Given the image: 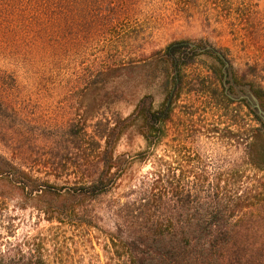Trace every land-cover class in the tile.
Instances as JSON below:
<instances>
[{"label": "trees", "instance_id": "obj_1", "mask_svg": "<svg viewBox=\"0 0 264 264\" xmlns=\"http://www.w3.org/2000/svg\"><path fill=\"white\" fill-rule=\"evenodd\" d=\"M151 5L0 0V144L8 153H0V180L11 190L0 192V264H53L39 235L10 243L18 227L17 214L8 208L13 198L23 202L19 209L31 205L47 223L94 231L103 264H264V123L245 100L219 92L222 100L244 105L259 124L232 134L251 139L244 150V163L253 171L249 187L219 186L223 181H212L198 161L187 165L193 179L188 186L183 171L175 175L167 160L151 156L168 134L185 72L202 54L201 43L181 39L137 60L114 55L132 39L118 37L119 21ZM216 51L206 50L220 65L210 66L215 77L224 66ZM232 80L264 95L245 74L232 73ZM150 90L162 96L157 106ZM34 94L72 104L58 117L31 112L29 119L24 109ZM119 101L133 102L128 115L110 110ZM130 130L145 142L136 157H150L149 169L98 207L127 168L116 148Z\"/></svg>", "mask_w": 264, "mask_h": 264}, {"label": "rangeland", "instance_id": "obj_2", "mask_svg": "<svg viewBox=\"0 0 264 264\" xmlns=\"http://www.w3.org/2000/svg\"><path fill=\"white\" fill-rule=\"evenodd\" d=\"M147 1L152 5L141 15L125 17L119 21L118 37L124 40L132 37L131 41L115 50L114 55L119 56L120 60H137L142 52L161 49L173 40L186 39L202 44V54L197 56L195 64L185 72L187 83L180 92L181 100L176 105L168 134L151 156L167 160L175 175L183 171L184 183L188 181V186L193 179L187 165L189 161H198L206 166L205 174L212 181L218 178L223 181L219 186L226 185L231 190L249 187L253 171L244 163V150L251 139L243 138V135L235 139L232 134L237 131L244 133L259 124L247 113L244 105L239 107L236 103L232 104V101L220 98L219 92L223 91L221 75L215 77L210 69L211 65H220L210 53L202 49L205 46L216 49L228 63L225 71L228 70L231 76L232 73L245 74L247 82L264 90V0ZM151 92L155 93L157 106L162 96L155 90ZM24 96L22 91L21 100L26 98ZM28 98L29 105L24 111L29 119L31 112H35V117H58L72 104V100H64L54 94H34ZM133 106V102L119 101L112 104L110 110L126 116ZM25 130H29V127H25ZM145 148L144 140L134 130H130L120 140L116 155L126 158L129 163L119 181V187L99 200L98 207L106 206L110 198L127 191L149 169L150 157L145 160L136 157ZM0 153L8 157L1 144ZM58 184L64 182L59 181ZM3 191L8 193L11 190L4 187L0 180V192ZM21 204L23 202L17 198L8 201L10 214H17L18 222L16 237H10V243L26 236L39 235L45 244V255L53 264L105 262L95 237H91L96 234L94 231L47 223L31 205L19 209ZM102 225L105 228L111 227L107 220ZM3 231L0 229V232Z\"/></svg>", "mask_w": 264, "mask_h": 264}, {"label": "water", "instance_id": "obj_3", "mask_svg": "<svg viewBox=\"0 0 264 264\" xmlns=\"http://www.w3.org/2000/svg\"><path fill=\"white\" fill-rule=\"evenodd\" d=\"M209 47H206V49ZM205 49H202L204 51ZM217 55H219L223 60V56L220 54V52L216 51L215 52ZM225 65L227 66L228 63L225 61ZM233 81V80H232ZM235 85V84H234ZM237 87V85H235ZM242 88V93L239 95L233 97L235 100H245L248 105L254 109L256 112L257 116L260 118V120L264 123V109L261 107L260 102L257 98V96L254 94L252 89L249 86H241Z\"/></svg>", "mask_w": 264, "mask_h": 264}, {"label": "flooded vegetation", "instance_id": "obj_4", "mask_svg": "<svg viewBox=\"0 0 264 264\" xmlns=\"http://www.w3.org/2000/svg\"><path fill=\"white\" fill-rule=\"evenodd\" d=\"M206 47L209 48L206 49ZM203 49H205V51L206 50L211 51L213 48L211 46H205ZM223 61H224V66L222 67L223 74L220 76V79L223 82V91L231 98H233L234 96H236V94L242 92V89L234 85L232 81V76L229 74V71L228 70L225 71V69L227 68V66L225 65V59ZM257 98L260 102L261 107L264 109V95H258Z\"/></svg>", "mask_w": 264, "mask_h": 264}]
</instances>
